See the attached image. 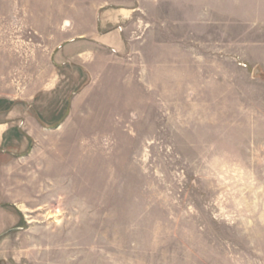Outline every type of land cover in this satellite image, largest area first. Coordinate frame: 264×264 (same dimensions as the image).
I'll use <instances>...</instances> for the list:
<instances>
[{
    "label": "rangeland",
    "instance_id": "obj_1",
    "mask_svg": "<svg viewBox=\"0 0 264 264\" xmlns=\"http://www.w3.org/2000/svg\"><path fill=\"white\" fill-rule=\"evenodd\" d=\"M86 1L40 0V77ZM126 26L114 95H76L73 62L22 101L0 264H264V0H140Z\"/></svg>",
    "mask_w": 264,
    "mask_h": 264
},
{
    "label": "crops",
    "instance_id": "obj_2",
    "mask_svg": "<svg viewBox=\"0 0 264 264\" xmlns=\"http://www.w3.org/2000/svg\"><path fill=\"white\" fill-rule=\"evenodd\" d=\"M139 2L86 1L94 14V23L78 38L50 50L47 65L50 71L45 77H40V31L37 23L40 0H0V181L6 178L7 152L16 153L28 144L23 132L26 129L22 101L32 102L38 95L52 94L60 86L62 76L56 65L74 62L90 75V84L76 95H89L92 92V95L115 94L114 87L119 84L120 78L113 71L118 65L113 57H118L127 49L126 25L137 12ZM14 159L17 161V158ZM3 197H6V193L0 190V213L5 214L6 202H2ZM5 229L6 221L0 220V238Z\"/></svg>",
    "mask_w": 264,
    "mask_h": 264
}]
</instances>
